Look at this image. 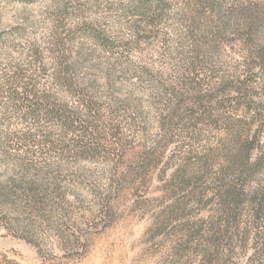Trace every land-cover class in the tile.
Listing matches in <instances>:
<instances>
[{
    "label": "rangeland",
    "instance_id": "rangeland-1",
    "mask_svg": "<svg viewBox=\"0 0 264 264\" xmlns=\"http://www.w3.org/2000/svg\"><path fill=\"white\" fill-rule=\"evenodd\" d=\"M0 183V264H264V0H0Z\"/></svg>",
    "mask_w": 264,
    "mask_h": 264
},
{
    "label": "trees",
    "instance_id": "trees-1",
    "mask_svg": "<svg viewBox=\"0 0 264 264\" xmlns=\"http://www.w3.org/2000/svg\"><path fill=\"white\" fill-rule=\"evenodd\" d=\"M12 198H13V194L7 188V184L0 183V207L7 206L9 202H11ZM1 219L5 221L4 217H2Z\"/></svg>",
    "mask_w": 264,
    "mask_h": 264
}]
</instances>
